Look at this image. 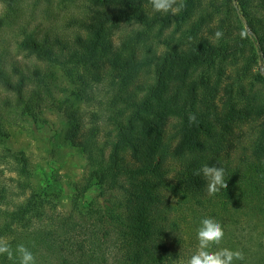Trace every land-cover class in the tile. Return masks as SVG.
<instances>
[{"label":"trees","instance_id":"obj_1","mask_svg":"<svg viewBox=\"0 0 264 264\" xmlns=\"http://www.w3.org/2000/svg\"><path fill=\"white\" fill-rule=\"evenodd\" d=\"M23 1L0 0V28L15 26L23 58L8 63L0 37V140L13 117L44 124L51 112L71 126L64 140L86 163L65 211L63 190L48 183L0 210V238L30 248L37 264H181L197 249L201 220L213 218L225 236L210 250L264 264V96L239 104L232 95L245 80L264 83V0H182L178 14L154 12L149 0H78L80 16L48 28L36 17H49L50 0L39 12H25ZM65 1L76 0L58 6ZM122 24L158 26L155 45L128 38L132 52L113 48L106 37ZM113 72L124 105L108 110L102 139L82 130L77 106L87 83ZM12 155L27 175L23 152ZM205 164L225 170L228 187L213 196L194 175Z\"/></svg>","mask_w":264,"mask_h":264},{"label":"rangeland","instance_id":"obj_2","mask_svg":"<svg viewBox=\"0 0 264 264\" xmlns=\"http://www.w3.org/2000/svg\"><path fill=\"white\" fill-rule=\"evenodd\" d=\"M57 1L50 0L48 6L49 17H36V22L44 23V28L50 27L48 26L49 23L59 22L60 25H63L65 17L81 15L78 0L65 1L59 6ZM21 4L25 12H29L34 8L39 12V10L46 7L45 0H24ZM1 13L2 6H0ZM63 28L65 30L64 34L69 32L68 29H72L69 26ZM13 30H15V26L0 28V37L4 36L8 43L6 52L8 63L23 60L22 54L16 50L13 44ZM170 31L168 29L164 30L163 37L167 36ZM158 32V26H152L149 30L143 31L142 28L138 29L130 24H122L120 27L112 28L106 38L113 48L122 47L123 44V48L128 49L125 52L127 54L133 51L128 38H131L133 43L138 41L139 46L144 48V46L155 45ZM159 48L162 47L159 46ZM142 54L147 56V53H143V51ZM147 69L150 70L149 67ZM257 70L263 74L262 68L259 69L258 65L253 66V71ZM229 74L231 75V72ZM87 77L89 76L87 75ZM121 80L120 73L113 72L100 81L86 84L84 87L86 91L83 93V97H80L82 101L77 106L83 131L95 130L96 128L98 131L101 130L100 138L105 139V132L108 128L106 121L107 116H109L108 110L112 106L113 108L123 109L124 104L119 95L122 86ZM224 81L227 82L228 80L225 79ZM63 88L65 92L67 91L66 94H69L72 86L64 83ZM232 90L233 102L245 104L249 96H259L260 94L264 96V83L256 79L245 80L241 84L234 85ZM43 118L46 120L44 124L41 121L35 123L30 118L15 116L12 123L6 126L8 137L0 140V210H13L31 192L45 187L51 182L63 190L60 203L61 209L59 210L65 211L68 208V196L72 193V184L80 179L86 161L80 153L70 147L64 140V133L71 126L63 116L45 112ZM93 120L96 122L95 126L92 123ZM18 151L23 152L28 160L27 175H23L18 171L19 165L12 155ZM96 193L97 191L93 190L89 195L93 196ZM45 264L55 263L47 258Z\"/></svg>","mask_w":264,"mask_h":264},{"label":"clouds","instance_id":"obj_3","mask_svg":"<svg viewBox=\"0 0 264 264\" xmlns=\"http://www.w3.org/2000/svg\"><path fill=\"white\" fill-rule=\"evenodd\" d=\"M154 12L167 14H178L184 7L182 0H149ZM242 38L245 33H241ZM223 37L221 31L215 33V39ZM196 116H189V123H195ZM194 175H202L207 180L206 190L209 196L217 194L221 189L228 187L225 180V170L216 166L202 165L194 171ZM225 232L221 223L213 218H203L197 229V249L193 255L181 264H235L236 261H242L244 255L242 251L229 248H219L216 251L210 249L213 246L220 245L224 239ZM0 256L6 257L11 264H37L34 253L25 246L19 244L12 248L5 238H0Z\"/></svg>","mask_w":264,"mask_h":264}]
</instances>
